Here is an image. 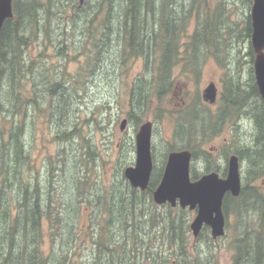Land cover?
Masks as SVG:
<instances>
[{
  "label": "rangeland",
  "instance_id": "374dc122",
  "mask_svg": "<svg viewBox=\"0 0 264 264\" xmlns=\"http://www.w3.org/2000/svg\"><path fill=\"white\" fill-rule=\"evenodd\" d=\"M89 1L93 4L96 2ZM197 2H201L203 16L205 2L204 0ZM78 3L79 0H55L50 6L51 13L47 12V16H51L52 19L51 26L47 29L38 30L36 27L31 29V25L25 23L28 27L25 33L27 45L16 49L18 53L24 55L26 61L25 70L22 71L24 76L18 81V89L26 93L19 103L18 117L22 118L25 125L24 140L28 157L24 162L25 182L33 173L38 175L43 198L47 197L49 191L50 197L52 196L54 200V209L62 214L63 221L55 229L43 219V251L50 258H57L65 249L70 248L72 264H91L95 249L93 233L96 232L92 226L96 225L95 214L98 208L83 207L84 204L79 206L76 198H82L81 193L85 197L92 196L101 186L111 187L121 175L125 177V168L135 165L136 162L135 138L143 122L147 120L153 122L154 176L155 173H163L171 151L186 148L195 152L192 173L194 171V174H202L205 170L203 156L212 158L211 166L222 171L226 168L230 153H236L237 149L240 150L244 146L254 145V134L258 130L256 121L264 119V102L260 95L255 97L250 93L249 100L240 111L242 117H236L233 110L232 120L227 119L225 122V118H221L224 107L222 100L225 95H229L230 86L236 89L238 84L249 94L252 84H256V79L254 59L250 55L251 36L249 37L245 30L247 18L249 15L251 17L253 3L249 5L241 0H217L216 3H222L226 8L221 18L224 24L220 26L226 47L216 55L215 50L203 46L200 49L202 55L196 63L190 55L185 54L186 48L182 46L184 48L182 53L186 59L172 72V91L161 102L150 100L144 113L142 111L139 114L137 111L138 114H135L137 119L128 120L127 126L122 130L121 121L124 118L129 119L130 90L134 85H144L148 72L141 58L130 59L124 63H121L120 59L116 60L115 46L112 54L104 55V69L97 68L95 73L90 75L92 66L89 56L95 50L92 37L82 35L84 29L74 30L71 22L66 23L67 18L63 20L60 18L62 12L68 17L72 15ZM183 3H187L186 10L189 11L191 0H185ZM197 16L195 9L186 25L185 32L188 36L193 35L201 25L197 22ZM61 41L68 45L59 51ZM190 42L187 37H183L184 45ZM87 67L88 69L84 71ZM81 71L82 74H79ZM41 72L49 77L50 82L61 76L68 88L65 91L68 106L65 110L64 124L58 115L49 113L52 98L47 92L46 76L41 77ZM71 81L76 83L70 85ZM210 82H215L219 90L218 100L214 104H209L203 99L204 89ZM4 84L5 81H2V85ZM7 101L11 109L7 108ZM14 102L15 97L11 93L0 91V130L11 128L13 121L10 118ZM54 102L58 105L55 99ZM6 115L10 118H6ZM75 123L76 125H73ZM215 123L219 128L215 127ZM179 125L183 126L184 130H179ZM74 126L78 129L76 135L68 140L60 138L64 135V129L72 132ZM245 160L241 168L244 186L247 188V184L255 182L260 185L262 192L264 173L260 171L254 175V168ZM48 176L54 181L49 188ZM75 180H78V184H75ZM81 180L86 182L82 184ZM78 186L81 192H78ZM236 203L237 201H231L227 204L226 233L219 239H213L209 227H205L198 237H194L190 228L196 216L194 211L180 207L170 209L167 205V208H155L165 215L170 212H173V215L175 213L183 215L187 225L182 246L167 242V233H162L164 228L162 218L158 223L152 224L148 221L149 217L157 219V215L149 214L148 211L143 221H139L141 224L143 222L147 224L141 229L136 228L137 231L144 228L145 234H142L149 240L146 245H142L139 252H144L145 256L148 253L159 252L161 257L157 262L141 260L138 264L144 262L178 264V261H183L178 256L181 253L180 248L188 251V259L194 261V264H235L239 240L247 237L249 243H254L257 238L264 239V219L261 215L249 210L246 202H242L243 205ZM73 223L76 224L74 239L68 246H64L57 236L68 230ZM86 226L89 229H86ZM82 228L86 229V232ZM128 228L126 224L123 227L126 231H133ZM50 237L54 240L57 238L54 245L56 248L51 247Z\"/></svg>",
  "mask_w": 264,
  "mask_h": 264
},
{
  "label": "trees",
  "instance_id": "16d2710c",
  "mask_svg": "<svg viewBox=\"0 0 264 264\" xmlns=\"http://www.w3.org/2000/svg\"><path fill=\"white\" fill-rule=\"evenodd\" d=\"M54 1L14 0V16L5 21L1 34L0 91L11 93L15 97V102L11 111L12 117L5 116L12 119L11 128L7 129L8 131L0 130V264H72L70 248L65 249L64 253H60L57 258H50L43 251V219H46L55 229L63 221L62 214L59 210L54 209V200L51 198L52 196L50 197L49 191H47V197L43 198V189L40 186L41 181L38 175L33 173L25 182L24 162L25 158L28 159L24 140L25 125L22 123V118L18 117L19 103L26 96L25 92L18 89V81L22 80L24 76L22 71L25 70L26 61L24 55L22 56V53H18L16 49L27 45L25 33L28 31V27L25 25L26 22L29 26L31 25V29L34 27L38 30L47 29L51 26L52 19L51 16H47V12L51 13L50 6ZM184 1L96 0L93 4L89 0H85L81 4L79 0L72 15L68 17L63 12L60 15L62 20L67 18L66 23L71 22L74 30L84 29L82 35L87 34L92 37V45L95 50L89 56L92 66L90 75H93L97 68L104 69V55L112 54L115 46V58L116 60L120 59L121 63L128 62L130 59H143L148 75L144 85H134L130 90L128 120L137 119L135 115L138 114L137 111L139 114L142 111L144 113L150 100L161 102L172 91V72L186 59L182 53V49H184L182 46L186 48L185 54L190 55V58L196 63L199 62L202 55L200 49L203 46L215 50L216 55H219L220 51L226 47L225 37L222 36L220 29V26L224 24L221 18L225 14V6L222 3H216L217 0H204L206 7L202 16L201 2L191 0L190 9L187 11V3H183ZM241 1L249 5L253 3V0ZM195 9L198 13L197 22L201 25L193 35L188 36L185 32L186 25ZM245 30L250 37L252 33L250 15L247 18ZM113 35H115L114 38ZM183 37H187L191 42L184 45ZM67 45L68 43L64 44V41H61L58 46L59 51L64 50ZM250 55L254 59L255 53L252 48ZM87 69L88 67L84 71ZM30 71L32 72V68ZM79 74H82V71ZM42 75L46 76L47 92L52 98L49 113L58 115L57 117L64 124L66 121L65 110L68 106L65 91L68 88L61 76L50 82L45 73L41 72L40 76L42 77ZM2 81H5L4 85H2ZM75 83L76 81H71L70 85ZM232 87L231 85L229 95H225L226 97L224 96L222 100L224 107L221 118H225V121L233 119V110L237 116L249 100L250 93L255 97L260 95L255 83L250 87L252 92L250 91L249 94L238 84L236 89ZM77 89L79 90V88ZM10 102L12 103V100ZM8 107L9 101H7ZM259 122L261 121L259 120ZM217 127L219 128L218 124ZM260 128L264 130V128ZM179 130H184V127L179 125ZM77 132L76 126L72 132L64 129V135L60 138L68 140ZM256 143H258L256 147L258 150H256L255 156L262 159L264 156L263 142L259 140ZM51 175L53 179V173ZM161 175V172L155 173V176L153 173L149 187L143 191L132 187L121 175V178L115 180L111 187L101 186L100 190L92 196L85 197L81 193L82 198H76L79 206L84 204L83 207L98 208L95 214L96 225L92 226L96 232L93 233L95 249L91 264H138L141 260L157 262L161 257L159 252L148 253L146 256L144 252H139L142 245H146V242L149 241L143 235L145 234L144 228L142 231H137L147 224L143 222L144 225H142L139 221H143L148 211L149 214L157 215V219L153 216L149 217L150 223H158L162 218L164 225L162 233H167L168 243L171 241L179 246L184 244L185 225L187 224L183 215L176 213L173 215V212L165 215L158 209L167 208V206L172 209V207L156 205L153 200V190ZM48 177L47 188L54 183L51 177ZM81 182L84 184L86 181L81 180ZM75 184H78V180H75ZM78 192H81L79 186ZM155 208L158 209L155 210ZM125 224L129 227L128 229L133 231L124 230ZM67 229L57 236L64 246H68L69 242L74 239L73 233L76 224L73 223ZM86 229L89 228L86 226ZM86 229H84L85 232ZM130 233H132L131 236ZM56 239L50 237L51 247L56 244ZM263 244V238H257L254 243H249L247 237L239 240L235 264L244 262L264 264ZM180 251L178 256L183 261H178V264H194V261L188 259L187 250L180 248ZM51 256L53 255L51 254Z\"/></svg>",
  "mask_w": 264,
  "mask_h": 264
},
{
  "label": "water",
  "instance_id": "95a60500",
  "mask_svg": "<svg viewBox=\"0 0 264 264\" xmlns=\"http://www.w3.org/2000/svg\"><path fill=\"white\" fill-rule=\"evenodd\" d=\"M84 1L80 0V3ZM13 16V0H0V40L5 20ZM251 24V44L255 52V78L264 101V0H253ZM217 94L216 83L210 82L204 89L203 99L214 103L217 100ZM127 124L128 119L124 118L120 128L125 129ZM152 133V121L147 120L139 126L135 138V165L127 166L124 170V175L131 186L141 190L148 188L154 168ZM191 159L192 151L189 149L174 150L168 154L161 181L153 191V200L158 205L169 203L176 206L179 203L182 208H197V215L190 224L195 237H198L204 225L211 227L214 238L223 236L225 234V216L222 209L224 195L227 191L238 195L242 187L239 158L235 154L229 158L227 177L222 178L217 172H211L194 181L190 175Z\"/></svg>",
  "mask_w": 264,
  "mask_h": 264
},
{
  "label": "flooded vegetation",
  "instance_id": "af4514ba",
  "mask_svg": "<svg viewBox=\"0 0 264 264\" xmlns=\"http://www.w3.org/2000/svg\"><path fill=\"white\" fill-rule=\"evenodd\" d=\"M14 1V0H13ZM12 18V17H11ZM9 19V18H7ZM6 19V20H7ZM5 20V21H6ZM5 24V22H4ZM4 26V25H3ZM2 30H3V27H2ZM2 34V32H1ZM0 45H1V40H0ZM1 53V52H0ZM255 53V52H254ZM255 59V57H254ZM256 79V78H255ZM256 85H257V82H256ZM217 86V85H216ZM218 88V87H217ZM257 88H258V85H257ZM259 91V89H258ZM219 92V90H218ZM261 96V95H260ZM262 98V97H261ZM217 100H218V94H217ZM216 100V102H217ZM263 100V99H262ZM206 102V101H205ZM214 102V103H216ZM264 102V101H263ZM209 103V102H207ZM214 103H209V104H214ZM247 114V113H246ZM238 117H242L243 114L240 115V112L237 114ZM236 116V117H237ZM254 117V116H253ZM252 118V117H251ZM256 121V120H255ZM226 122V121H225ZM263 122H264V119L263 121L259 122V120L257 119L256 121V125H257V131H255L256 133L254 134V145L249 147V146H244L243 148H241L240 150H236V153H230L229 157H228V162L226 164V168L224 170H220L219 168L217 167H212V158L209 159V156H203V160L205 161L206 163V168L205 170L203 171L202 174H194V171L193 173L191 172V167H192V163H193V160L195 158V152L191 149L192 151V159H191V165H190V175H191V179L194 181V180H197L199 178H201L204 174H207V173H211V172H217L219 174L220 177L222 178H225L227 177L228 175V170H229V158L231 157V155L235 154L238 156L239 158V161H240V171H241V168L243 166V162L244 160H248L249 162V165L251 166V168H254V172L253 174H257L258 172L261 171V173L263 172L264 173V156L262 159H259V157H256L255 156V153H256V150H258L256 147H257V144L256 142H259V140H261L263 142V147H264V130L261 129L260 127L264 128L263 127ZM218 130V129H217ZM188 149V148H186ZM240 152H243L244 154L240 153ZM197 154V153H196ZM153 156V154H152ZM245 160V161H246ZM154 161V160H153ZM165 169V167H164ZM154 171V170H153ZM164 172V170H163ZM163 175V173H162ZM162 175H161V178H162ZM152 176H153V172H152ZM152 176H151V179H152ZM241 180H242V187H241V191L238 195H234L231 191H227L224 195V199H223V204H222V209H223V212H224V216H225V233H226V226H227V219H228V212H227V204L229 202H236V204H242V202H246V206L249 207V210L251 211H254V212H257V214L259 213L261 215V217H264V182L262 183V192L260 191V185H257V183H251L250 185L247 184V188L244 186L243 184V179H242V174H241ZM161 181V179H160ZM160 181L158 182V184L160 183ZM151 182V181H150ZM157 184V186H158ZM150 185V184H149ZM156 186V187H157ZM149 187V186H148ZM139 189V188H138ZM141 190V189H140ZM155 190V189H154ZM153 190V191H154ZM143 191V190H142ZM163 205H170L171 207H174V208H182L180 206V204L178 203L176 206H172L171 204L169 203H165V204H162V205H159V206H163ZM236 206V205H235ZM182 209H185V210H190V211H194L195 212V215H197V211L198 209L197 208H194V209H190L189 207H185V208H182ZM205 227H209V229L211 230V227L208 226V225H204L202 230L205 228ZM191 228V226H190ZM192 230V229H191ZM201 230V232H202ZM200 232V233H201ZM193 233V232H192ZM199 233V234H200ZM194 235V234H193ZM211 235H212V230H211ZM225 235V234H224ZM223 235V236H224ZM195 237V236H194ZM213 237V235H212ZM222 236L220 237H217V238H214L213 239H219L221 238Z\"/></svg>",
  "mask_w": 264,
  "mask_h": 264
},
{
  "label": "bare ground",
  "instance_id": "6f19581e",
  "mask_svg": "<svg viewBox=\"0 0 264 264\" xmlns=\"http://www.w3.org/2000/svg\"><path fill=\"white\" fill-rule=\"evenodd\" d=\"M264 245V244H263Z\"/></svg>",
  "mask_w": 264,
  "mask_h": 264
}]
</instances>
